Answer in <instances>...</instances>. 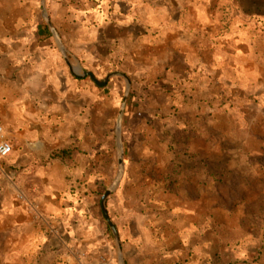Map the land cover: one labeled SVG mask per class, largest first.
I'll use <instances>...</instances> for the list:
<instances>
[{
	"label": "rangeland",
	"instance_id": "obj_1",
	"mask_svg": "<svg viewBox=\"0 0 264 264\" xmlns=\"http://www.w3.org/2000/svg\"><path fill=\"white\" fill-rule=\"evenodd\" d=\"M145 2L163 22L159 37L98 70L130 80L122 115L128 81L115 76L102 91L100 196L120 177L107 204L121 230L148 242L179 226L190 236L192 223L200 242L264 257V0ZM57 241L4 258L1 234L0 264H65Z\"/></svg>",
	"mask_w": 264,
	"mask_h": 264
},
{
	"label": "crops",
	"instance_id": "obj_2",
	"mask_svg": "<svg viewBox=\"0 0 264 264\" xmlns=\"http://www.w3.org/2000/svg\"><path fill=\"white\" fill-rule=\"evenodd\" d=\"M98 1L45 0L44 10L42 0H0V126L13 146L0 164L4 258L52 249L60 239L65 264L101 257L120 264L97 170L102 91L113 77L98 86L84 72L104 79L98 70L126 61L130 46L158 36L163 22L145 13V0ZM64 149L66 155L56 156ZM107 208L118 227L123 264H264L262 255L241 247L200 242L192 223L190 236L179 226L174 238L148 242L133 236L130 225L121 230L124 221Z\"/></svg>",
	"mask_w": 264,
	"mask_h": 264
},
{
	"label": "water",
	"instance_id": "obj_3",
	"mask_svg": "<svg viewBox=\"0 0 264 264\" xmlns=\"http://www.w3.org/2000/svg\"><path fill=\"white\" fill-rule=\"evenodd\" d=\"M42 5H43V8L45 10V0H42ZM60 44L62 45L61 41L59 40ZM62 54L64 55V58L67 62V64L70 66L72 72L74 73V67L73 65L71 64L68 56L65 54V51L62 50ZM84 76H89L98 86H105L108 81L112 78V77H115V76H122L124 77L127 81H128V89H127V92L125 94V98H124V102H123V108H122V112H121V115L123 114V110H124V106L127 102V99H128V94H129V90H130V80L127 76H125L124 74L120 73V72H113V73H110L107 75V77H105L104 79H98L92 72H84ZM118 135H119V138L121 139V126H120V123H118ZM121 146H122V143H121ZM119 165L120 167L122 168L123 166V151H122V155L121 157L119 158ZM119 179L120 177L115 181V183L113 184V186L111 188H109L106 193L103 195L102 199H101V208H102V212H103V215L108 223V226L114 236V240H115V243H116V246L118 248V251H119V263L120 264H123V259H122V247H121V238H120V235H119V232H118V229L115 225V223L112 221L110 215H109V212H108V208H107V202H108V199L109 197L113 194V192L115 191V188L118 186V183H119Z\"/></svg>",
	"mask_w": 264,
	"mask_h": 264
},
{
	"label": "built area",
	"instance_id": "obj_4",
	"mask_svg": "<svg viewBox=\"0 0 264 264\" xmlns=\"http://www.w3.org/2000/svg\"><path fill=\"white\" fill-rule=\"evenodd\" d=\"M0 159L9 156L13 151L12 144L5 139L3 128L0 126Z\"/></svg>",
	"mask_w": 264,
	"mask_h": 264
},
{
	"label": "trees",
	"instance_id": "obj_5",
	"mask_svg": "<svg viewBox=\"0 0 264 264\" xmlns=\"http://www.w3.org/2000/svg\"><path fill=\"white\" fill-rule=\"evenodd\" d=\"M67 149H64V150H62L61 152H59L58 154H56V156H63L64 154L66 155L67 154ZM109 207V206H108Z\"/></svg>",
	"mask_w": 264,
	"mask_h": 264
}]
</instances>
